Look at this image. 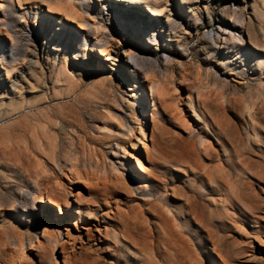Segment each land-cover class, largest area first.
<instances>
[{
    "label": "rangeland",
    "instance_id": "374dc122",
    "mask_svg": "<svg viewBox=\"0 0 264 264\" xmlns=\"http://www.w3.org/2000/svg\"><path fill=\"white\" fill-rule=\"evenodd\" d=\"M46 1L0 0V264H264V0Z\"/></svg>",
    "mask_w": 264,
    "mask_h": 264
},
{
    "label": "bare ground",
    "instance_id": "6f19581e",
    "mask_svg": "<svg viewBox=\"0 0 264 264\" xmlns=\"http://www.w3.org/2000/svg\"><path fill=\"white\" fill-rule=\"evenodd\" d=\"M37 1V0H36ZM42 1H45L47 2L46 0H42ZM56 1V0H55ZM75 1V0H74ZM132 1V0H131ZM57 3H60V1H56ZM85 2H87L88 6L89 7H94V3H92L90 0H85ZM154 2V1H153ZM156 2V1H155ZM129 3V2H128ZM131 3V2H130ZM162 4V3H161ZM154 5V4H153ZM157 5V4H156ZM39 6V5H38ZM102 6H105V3L101 2V5H100V8H102ZM64 9H60L62 13L66 14V17H67V22L65 21V23L68 24V22H71L73 23L74 21L76 20H79L76 16L78 15L79 13V8H75L73 6V4L69 1H66V4H64L62 6ZM81 7V6H80ZM96 7V5H95ZM259 10V9H258ZM80 12L82 13H85V14H88L89 13V10L86 8V7H81L80 9ZM97 12V11H96ZM95 13V12H94ZM80 14V13H79ZM92 14V13H91ZM102 14V13H100ZM44 15V14H43ZM81 16V15H80ZM108 16V15H107ZM258 16H260V13L258 14ZM48 18V17H47ZM60 18V17H59ZM103 18V17H102ZM115 18L113 17V20ZM92 22V21H91ZM121 24V23H120ZM58 25L61 26V22H58ZM107 27L106 24H103L100 26V30L101 29H105ZM109 29V28H108ZM101 33H103V31H101ZM83 35V34H82ZM237 38L240 42L242 41L240 37H235ZM30 54V53H29ZM134 62L136 63V65H138L137 63V58H134ZM140 63V62H139ZM60 70L63 72V73H66L67 75L69 74V69L68 67L66 66V64H62L61 65V68ZM69 76V75H68ZM135 86L137 87V85L135 84ZM264 89V87H262ZM135 96L137 95V98L141 99L142 96H144V92H143V88H142V85L139 87H137V89L135 90ZM21 107V105H18V104H15L14 105V110H18L19 108ZM25 107V106H24ZM27 108H31L30 106H27ZM21 109V108H20ZM146 112V111H145ZM144 112V114H145ZM145 123V121H144ZM146 124V123H145ZM52 125L51 124H48V126L46 127L45 125L44 126H41V129L40 130H37L34 135H33V139L35 141V147L37 150H39L40 152H42V154L44 155H47V157H49L52 162V154L53 152L55 151L56 147H58V143H57V139H56V135L55 134H50V127ZM54 128V127H52ZM133 146H135V142L134 141H131ZM39 152V153H40ZM133 153V152H132ZM56 157V156H55ZM129 157L133 158L132 155H129ZM74 164V163H73ZM38 171V170H36ZM40 173V171H39ZM36 175V174H35ZM37 176V175H36ZM77 176L80 177V174L77 173ZM133 178H137V182L138 184H142L144 183L142 181V179L138 176V174H136V172H134L132 174ZM91 185V184H90ZM126 188L128 187L127 185H125ZM141 190V189H140ZM39 192H40V189H39ZM49 196H47V201H50V199L48 198ZM191 197V196H190ZM188 198V196L186 197ZM43 199H40V201H42ZM186 201V199H185ZM196 201V200H195ZM196 202H194V204L192 203H189L188 205V213H189V217H187L189 223L191 222H194L195 226L197 227H201L203 228L204 227V224H203V220L201 219V214H200V211L198 210V207L197 205L195 204ZM197 204H198V201H197ZM201 210V209H200ZM186 211V210H185ZM199 211V212H198ZM204 212V211H203ZM201 212V213H203ZM155 213V212H154ZM185 214V213H184ZM205 217V216H204ZM204 219V218H203ZM162 220V219H160ZM210 221V219H209ZM161 222V221H160ZM164 222V221H162ZM169 222V221H168ZM151 223V222H150ZM161 224V223H160ZM165 224V222H164ZM169 224V223H168ZM133 225V224H132ZM150 225V224H149ZM167 225V224H165ZM171 225V224H170ZM169 225V226H170ZM176 226V225H175ZM47 227V226H46ZM122 236L124 238H126V243L127 244H131L133 247H135L136 249L140 250V251H143L145 249V247H150L151 249H154L153 248V245L151 243V241H147L145 240L143 237H150L151 240L152 238H154V234L151 232L150 229H145V232L143 234L139 233L137 228H138V225L137 223H134L133 227L132 228H129L128 225L127 226H122ZM149 227V226H148ZM165 227V226H164ZM171 227V226H170ZM166 228V227H165ZM154 229V228H153ZM165 230V229H164ZM206 230V229H205ZM174 231V229H173ZM49 234H44L45 236V239H46V243L49 244L50 247L53 248V242L55 241V239H51L50 237V231H47ZM174 233V232H173ZM191 233V232H190ZM169 234V232H168ZM184 235V234H183ZM156 237V236H155ZM209 237L212 239V236L211 234L209 233ZM158 239V238H157ZM183 240V239H182ZM22 240L20 239L18 242L20 243L19 244V249L22 251L23 250V242H21ZM161 241V240H160ZM157 242V241H156ZM164 242V241H163ZM155 243V242H154ZM161 243V242H160ZM158 244V243H156ZM162 244H165V243H162ZM167 244V243H166ZM216 244V243H215ZM159 247V246H158ZM157 247V248H158ZM167 247V246H166ZM169 247V246H168ZM218 247V246H216ZM162 248V247H161ZM178 250V249H177ZM162 251V250H161ZM160 251V252H161ZM174 251V250H173ZM21 253V252H20ZM144 253V252H143ZM173 254V252L171 253ZM174 256V255H173ZM144 258V257H143ZM147 259H154L153 256H149Z\"/></svg>",
    "mask_w": 264,
    "mask_h": 264
},
{
    "label": "snow or ice",
    "instance_id": "6c2138e0",
    "mask_svg": "<svg viewBox=\"0 0 264 264\" xmlns=\"http://www.w3.org/2000/svg\"><path fill=\"white\" fill-rule=\"evenodd\" d=\"M0 7H2V5H0Z\"/></svg>",
    "mask_w": 264,
    "mask_h": 264
}]
</instances>
